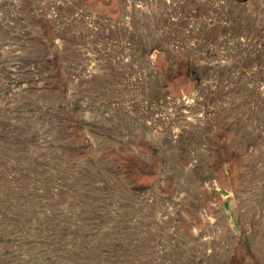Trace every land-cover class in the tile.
Masks as SVG:
<instances>
[{
    "label": "rangeland",
    "instance_id": "1",
    "mask_svg": "<svg viewBox=\"0 0 264 264\" xmlns=\"http://www.w3.org/2000/svg\"><path fill=\"white\" fill-rule=\"evenodd\" d=\"M0 264H264V0H0Z\"/></svg>",
    "mask_w": 264,
    "mask_h": 264
}]
</instances>
